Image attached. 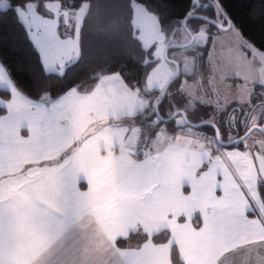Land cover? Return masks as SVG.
<instances>
[{
	"label": "snow or ice",
	"instance_id": "snow-or-ice-1",
	"mask_svg": "<svg viewBox=\"0 0 264 264\" xmlns=\"http://www.w3.org/2000/svg\"><path fill=\"white\" fill-rule=\"evenodd\" d=\"M0 112V264H264V25L225 0H0Z\"/></svg>",
	"mask_w": 264,
	"mask_h": 264
},
{
	"label": "trees",
	"instance_id": "trees-1",
	"mask_svg": "<svg viewBox=\"0 0 264 264\" xmlns=\"http://www.w3.org/2000/svg\"><path fill=\"white\" fill-rule=\"evenodd\" d=\"M225 6L249 38L264 25L260 0H225Z\"/></svg>",
	"mask_w": 264,
	"mask_h": 264
},
{
	"label": "rangeland",
	"instance_id": "rangeland-1",
	"mask_svg": "<svg viewBox=\"0 0 264 264\" xmlns=\"http://www.w3.org/2000/svg\"><path fill=\"white\" fill-rule=\"evenodd\" d=\"M1 114H3V113H1Z\"/></svg>",
	"mask_w": 264,
	"mask_h": 264
},
{
	"label": "crops",
	"instance_id": "crops-1",
	"mask_svg": "<svg viewBox=\"0 0 264 264\" xmlns=\"http://www.w3.org/2000/svg\"><path fill=\"white\" fill-rule=\"evenodd\" d=\"M1 114V113H0Z\"/></svg>",
	"mask_w": 264,
	"mask_h": 264
}]
</instances>
